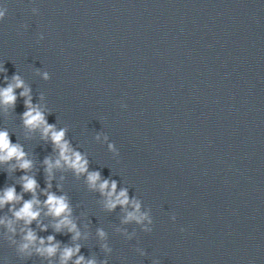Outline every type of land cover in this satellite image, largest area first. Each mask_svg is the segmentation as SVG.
Instances as JSON below:
<instances>
[{
    "label": "water",
    "instance_id": "1",
    "mask_svg": "<svg viewBox=\"0 0 264 264\" xmlns=\"http://www.w3.org/2000/svg\"><path fill=\"white\" fill-rule=\"evenodd\" d=\"M0 5L7 8L0 22V66L7 76L25 79L33 103L44 94L48 122L69 128L90 170L117 180L151 208L150 233L121 225L119 208L105 212L83 178L65 174L63 191L78 223H88L91 232L80 241L83 255L108 264H264V0ZM37 68L51 78L44 81ZM24 111L20 98L15 112L0 115V128L36 161L43 188L41 161L52 148L38 136L24 139ZM97 133L108 136L118 156L94 139ZM22 174L0 167V189ZM97 227L108 233L110 254L99 248ZM116 227L136 234L127 239ZM55 235L70 243V235ZM0 264L46 262L21 259L0 237Z\"/></svg>",
    "mask_w": 264,
    "mask_h": 264
},
{
    "label": "clouds",
    "instance_id": "2",
    "mask_svg": "<svg viewBox=\"0 0 264 264\" xmlns=\"http://www.w3.org/2000/svg\"><path fill=\"white\" fill-rule=\"evenodd\" d=\"M33 14L38 12L32 9ZM7 13V8L0 5V22ZM27 28V25H22ZM40 39H43L41 34ZM0 73H5L4 86H0V115L4 118L15 112L18 99L23 98L25 111L19 118L23 128L25 140L36 136L46 144H50L52 154L41 161V168L45 177V187L41 188L36 179L40 169L36 168V161L18 140L13 143L11 133L7 127L0 128V167L5 172L23 173L17 181L0 189V212L7 209V213L0 215V237L10 247L15 249L21 259H30L33 256L45 261L46 264H108L107 259H98L96 255L85 256L81 253L82 240L91 236L89 224L83 226L78 223L79 217L74 214V208L67 193L63 191L65 174L71 173L77 180L83 178L86 188L97 193V201L105 212H115L120 209V224H135L146 233L152 231L153 218L151 208L145 209L141 199L129 195V188L121 187L118 181L111 177L105 178L99 170H90L88 154L73 146L68 137L67 126L57 127L56 123L48 122L51 110L45 102V96L40 93L38 101L33 103L31 86L19 74L7 76V69L0 66ZM36 75L48 81L50 73L36 70ZM19 90V91H18ZM94 139L97 142L107 143L108 151L114 156L119 152L114 143L108 142L106 134L97 133ZM59 173V177H57ZM55 181V191L53 182ZM16 185L21 186L18 192ZM25 194L30 198L25 199ZM44 197V199H41ZM175 220V216H172ZM47 221V222H45ZM35 224V228L32 225ZM39 232L49 229L55 234L70 235V243H62L55 234L40 236ZM115 232L131 239L135 231L129 233L127 228L116 227ZM95 235L99 241L100 250L107 254L112 252L108 244V233L102 227H97ZM142 256L146 253L137 248ZM153 264H159L154 260Z\"/></svg>",
    "mask_w": 264,
    "mask_h": 264
}]
</instances>
